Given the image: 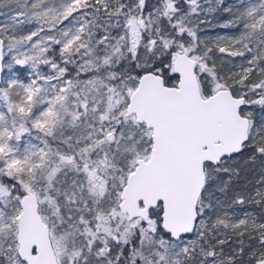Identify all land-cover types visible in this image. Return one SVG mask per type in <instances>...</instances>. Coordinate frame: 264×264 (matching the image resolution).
Here are the masks:
<instances>
[{"label": "snow or ice", "instance_id": "obj_1", "mask_svg": "<svg viewBox=\"0 0 264 264\" xmlns=\"http://www.w3.org/2000/svg\"><path fill=\"white\" fill-rule=\"evenodd\" d=\"M0 264H264V0H0Z\"/></svg>", "mask_w": 264, "mask_h": 264}]
</instances>
